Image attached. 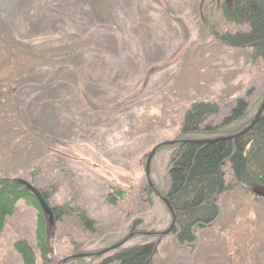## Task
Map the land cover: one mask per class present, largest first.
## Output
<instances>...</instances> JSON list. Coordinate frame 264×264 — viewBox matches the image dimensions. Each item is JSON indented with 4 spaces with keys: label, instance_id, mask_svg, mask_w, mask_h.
<instances>
[{
    "label": "rangeland",
    "instance_id": "374dc122",
    "mask_svg": "<svg viewBox=\"0 0 264 264\" xmlns=\"http://www.w3.org/2000/svg\"><path fill=\"white\" fill-rule=\"evenodd\" d=\"M7 1L0 0V178L26 180L49 193L50 206L76 204L95 222L93 231L75 215L48 225L49 264L77 254L95 264L121 239L157 240L152 264H264V198L252 191L264 186L220 195L218 219L192 246L161 234L171 223L161 199L170 149L153 155L147 192V155L178 140L191 101L217 102L218 124L236 98L247 102V119L264 98V63L212 34L245 29L214 11L222 0ZM223 171L230 181L228 166ZM117 189L123 197L111 205L106 196ZM36 223L37 209L19 200L0 231V264H22L13 243L35 249Z\"/></svg>",
    "mask_w": 264,
    "mask_h": 264
},
{
    "label": "trees",
    "instance_id": "16d2710c",
    "mask_svg": "<svg viewBox=\"0 0 264 264\" xmlns=\"http://www.w3.org/2000/svg\"><path fill=\"white\" fill-rule=\"evenodd\" d=\"M10 1H7L8 6ZM215 3L214 11L220 14L224 22L243 26L245 29L218 31L213 28V36L229 47L250 48V60L264 63V0H222ZM2 11L4 5H0V12ZM9 89L13 90L12 87ZM220 112V105L215 101H191L181 116L179 133L175 138L178 142L157 149L171 150L167 165L168 187L163 196L173 210L175 222L170 233L178 246H192L197 241L198 230L215 223L221 213L218 204L220 195L236 186L246 193L250 192L253 184L264 186V111L243 135L231 140L206 141L234 134L246 127L251 120L246 117L247 102L240 97L235 99L229 113L218 124H214ZM225 166H228L230 172L231 180L228 182L224 178ZM20 180L23 179L7 176L0 178V231L6 220L14 214L19 200L35 207V249L25 240L14 242L13 248L19 254L22 264H36L35 250L39 253L40 261L49 264L53 249L47 242V221L36 197ZM39 190L49 203V193ZM152 190L148 185L147 192ZM122 197L123 192L117 189L110 191L106 199L109 204L114 205ZM51 209L53 223L75 215L83 229L94 230V220L76 204L66 202L51 206ZM156 252L157 240L129 246L120 245L95 264H152ZM91 255L95 256V253ZM84 261L82 256L72 257L65 264H87Z\"/></svg>",
    "mask_w": 264,
    "mask_h": 264
},
{
    "label": "water",
    "instance_id": "95a60500",
    "mask_svg": "<svg viewBox=\"0 0 264 264\" xmlns=\"http://www.w3.org/2000/svg\"><path fill=\"white\" fill-rule=\"evenodd\" d=\"M264 111V98L259 106V108L257 109L255 115L253 116V118L250 120V122L248 123V125L246 127H244L243 129H241L240 131L234 133V134H231V135H226V136H220V137H217V138H214V139H208L206 141H216V140H231V139H234L240 135H243L244 133H246L257 121L258 119L260 118V116L262 115ZM178 140H169V141H164L162 143H159L157 144L156 146H154L152 148V150L149 152V154L147 155V159H146V162H145V176H146V180H147V183L149 186L153 187V184L151 182V178H150V162H151V159L153 157V155L155 154V152L157 151V149L160 147V146H164V145H173L175 143H177ZM20 182L22 184H24L33 194L34 196L36 197L39 205H40V208L45 216V219L47 221V225H50V224H53V213H52V209H51V206L49 205V203L45 200V198L43 197L41 191L37 188H35L33 185H31L30 183H28L27 181L25 180H20ZM254 193L258 194V196H262L264 198V191H259V190H252ZM162 201L164 202V204L166 205L170 215L172 216V220H171V223L169 225V227L163 231L161 234L162 235H165V234H168L170 233L173 225H174V222H175V219H174V215H173V210H172V207L169 203V201L167 200L166 197H161ZM125 239H123L122 241L100 251L98 254H102L104 252H107L108 250H111V249H114L118 246H120L123 242H124ZM81 256V254H77V255H74V257H79Z\"/></svg>",
    "mask_w": 264,
    "mask_h": 264
}]
</instances>
